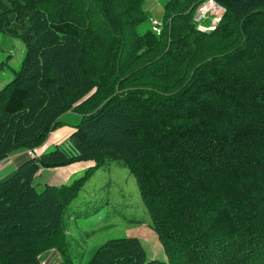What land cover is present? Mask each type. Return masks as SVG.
Instances as JSON below:
<instances>
[{
	"label": "trees",
	"instance_id": "obj_1",
	"mask_svg": "<svg viewBox=\"0 0 264 264\" xmlns=\"http://www.w3.org/2000/svg\"><path fill=\"white\" fill-rule=\"evenodd\" d=\"M204 1L0 0V32L25 46L0 86V161L73 127L0 178V264L50 250L58 264H264V0H214L210 29ZM112 161L135 174L165 256L121 235L74 260L64 213L80 183L34 178Z\"/></svg>",
	"mask_w": 264,
	"mask_h": 264
},
{
	"label": "rangeland",
	"instance_id": "obj_2",
	"mask_svg": "<svg viewBox=\"0 0 264 264\" xmlns=\"http://www.w3.org/2000/svg\"><path fill=\"white\" fill-rule=\"evenodd\" d=\"M161 3V0H146L145 4L149 9L153 8V11L159 12ZM198 9L203 12L201 16L209 21V25L217 20L222 11V8L211 0L204 1ZM155 22L153 20L152 24ZM24 54L25 46L19 38L0 32V86L12 78L13 70L19 68ZM63 119L77 122L78 116L76 115L75 119L66 114ZM65 125L72 127L71 123L61 126ZM51 132L43 143H46L49 136L53 139L57 133L54 132L51 136ZM67 134L68 131H64L61 137L65 139ZM87 166L77 163L48 173V178L55 177L58 184L74 181L80 183L77 194L69 203L68 213H64L66 237L70 242V250L74 252V260L85 261L93 245L121 235H136L141 238L150 256H165L156 233L148 225L150 216L142 200L137 178L130 168L121 161H112L94 166L86 173ZM83 175L86 176L81 179ZM137 220L143 222L137 223ZM44 254V261L59 260L55 250Z\"/></svg>",
	"mask_w": 264,
	"mask_h": 264
},
{
	"label": "crops",
	"instance_id": "obj_3",
	"mask_svg": "<svg viewBox=\"0 0 264 264\" xmlns=\"http://www.w3.org/2000/svg\"><path fill=\"white\" fill-rule=\"evenodd\" d=\"M71 130H72V127L65 125V126H61V127L57 128L56 130L52 131L51 136L54 132H57L56 135L54 136V138L51 139V137L49 136V139L46 141V143H43V145L37 147V151L41 152V151L49 148L50 146H52L54 143L62 141L64 139L61 137L63 135V132L68 131V134L66 135V137H67ZM25 159H27V156L24 152H17L15 154H11L10 156L3 159L2 163L0 164V178H2L6 174H8L10 171H12L16 166H18L20 163H22ZM79 163H83L86 165L88 164L85 162H79ZM76 164L77 163L71 164V166L76 165ZM68 166H70V165H68ZM62 167H65V166H62ZM62 167L49 168V169L41 170L40 173L34 178V182L38 183V184H43V185L46 183L57 184L58 182H57L55 177H53L52 179L48 178V173L53 172L54 170H60L59 168H62ZM41 256L43 257V256H45V254L43 253ZM44 263L45 264H54V263H57V261H44Z\"/></svg>",
	"mask_w": 264,
	"mask_h": 264
}]
</instances>
